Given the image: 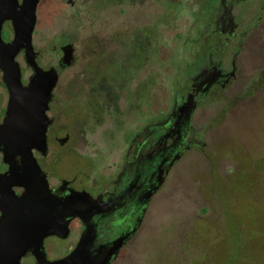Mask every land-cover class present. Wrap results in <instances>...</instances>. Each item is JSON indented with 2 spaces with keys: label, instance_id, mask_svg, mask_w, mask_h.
Masks as SVG:
<instances>
[{
  "label": "flooded vegetation",
  "instance_id": "1",
  "mask_svg": "<svg viewBox=\"0 0 264 264\" xmlns=\"http://www.w3.org/2000/svg\"><path fill=\"white\" fill-rule=\"evenodd\" d=\"M60 2L76 8L75 13L81 12L79 18L82 22L89 21V26L84 25L78 32L59 33L54 46L55 59L46 62V54L35 44L34 35L38 33L39 20H44L54 10L57 0H40L37 5L33 32L36 61L44 69L56 68L58 81L46 111L51 119L47 148L33 149L39 168L34 167L32 176L44 180L50 190L61 191L62 187L83 190L101 201L123 198L115 202V210L119 209L117 211L124 217L131 209L132 203L125 200L131 196V181L141 161L175 146L180 157L167 170L164 183L148 203L140 206L137 202L135 206L139 207L143 218L152 198L174 169L200 147L201 141L195 136L192 120L201 102L211 96L226 95L232 82L249 70H257L253 89L258 91L259 87H264V0ZM164 22L188 24L186 30L177 31L173 36L189 40L185 52L189 60L182 66L184 76L177 80L180 85L174 89L171 105L166 109L158 108L155 117L147 121V102L152 98L147 86L156 82V70L161 67V61L155 60L152 73L147 74V68L151 66L148 63L152 57H161ZM169 32L173 33L172 30ZM2 36L5 41L15 37L11 19L4 21ZM16 59L26 84L34 69L27 62L24 49ZM4 75L0 66V122L9 101ZM230 97L236 103L247 102L249 96L231 94ZM189 102L192 105L190 121L181 133L178 121ZM17 161L20 166L17 171L24 172L21 158ZM9 171L10 164L0 153V217L7 187L3 183L4 174ZM7 189L16 197L25 192V186L19 183ZM140 194H134V200H141ZM85 227L83 219L75 217L70 222L68 237L45 236L47 259L51 261L68 255L78 244ZM132 237L110 264L122 262V252ZM69 238H73L70 248L63 254L58 251L51 255L52 239ZM14 251L16 257L19 254L20 264L39 263L33 246Z\"/></svg>",
  "mask_w": 264,
  "mask_h": 264
},
{
  "label": "rangeland",
  "instance_id": "2",
  "mask_svg": "<svg viewBox=\"0 0 264 264\" xmlns=\"http://www.w3.org/2000/svg\"><path fill=\"white\" fill-rule=\"evenodd\" d=\"M76 10L57 0L39 20L34 42L46 62L55 59L59 33L89 26ZM187 26L163 24L161 57H152L147 68L152 73L155 60L161 61L156 82L147 86L152 96L147 121L158 108L171 105L177 80L184 76L190 43L173 34ZM256 71L244 72L226 95L201 102L192 120L201 145L152 198L120 264H264V87L253 89ZM231 94L248 95V101L235 103ZM72 241L52 239L51 255L63 254Z\"/></svg>",
  "mask_w": 264,
  "mask_h": 264
},
{
  "label": "water",
  "instance_id": "3",
  "mask_svg": "<svg viewBox=\"0 0 264 264\" xmlns=\"http://www.w3.org/2000/svg\"><path fill=\"white\" fill-rule=\"evenodd\" d=\"M39 1L23 0L20 3L19 0H0V66L4 70L9 92L6 114L0 122V153L10 164V171L4 174L3 180L7 187L2 198L3 215L0 217V264H20L19 254L16 257L14 250L24 251L32 246L38 255V264H110L142 222L139 207H135L137 202L143 206L150 201L164 183L167 170L180 157V152L174 146L169 151L141 161L138 174L131 181L130 201L124 199L132 203L130 212L124 217L119 214V209L115 210V202L123 198L101 201L83 190L64 187L61 191L50 190L44 180L32 176L34 167L39 168L33 149L47 148V129L51 119L46 111L58 81L56 68L44 69L36 61L33 32ZM7 19L13 21L15 28V37L10 41H5L2 36L3 23ZM23 49L27 62L34 69L26 84L16 59ZM191 110L189 102L178 121L181 133L190 121ZM18 157L25 169L22 173L17 171L20 168ZM15 183L25 186V192L20 197L13 196L7 189ZM137 193H142L141 200H134ZM75 217L83 219L86 225L78 244L68 255L48 260L44 237L53 234L68 237L70 222Z\"/></svg>",
  "mask_w": 264,
  "mask_h": 264
}]
</instances>
